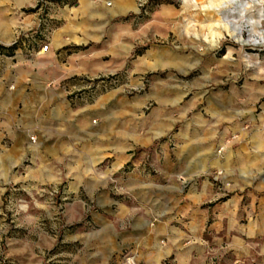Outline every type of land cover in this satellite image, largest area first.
<instances>
[{
  "label": "rangeland",
  "instance_id": "1",
  "mask_svg": "<svg viewBox=\"0 0 264 264\" xmlns=\"http://www.w3.org/2000/svg\"><path fill=\"white\" fill-rule=\"evenodd\" d=\"M212 4L0 0V90L15 95L10 125L0 130V264H124L128 254L135 264H177L172 251L149 260L152 249L133 240L157 219L152 204H182L203 179L211 185L193 214L158 216L194 243L184 263L264 264L263 155L236 196L219 166L193 179L181 173L180 184L160 170L162 157L174 161L184 151L177 127L195 123L213 133L212 158L225 161L250 133L264 144V0ZM224 22L230 30L240 23L243 41ZM56 28L66 42L55 56L64 66L55 71L76 73L48 78L39 89L49 88L52 108L38 102L31 111L39 82L28 68L42 63L29 56ZM126 101L134 103L128 115ZM162 107L172 117L161 116ZM127 127L145 142L126 144ZM110 130L113 148H105ZM137 221L143 228L132 227Z\"/></svg>",
  "mask_w": 264,
  "mask_h": 264
},
{
  "label": "crops",
  "instance_id": "2",
  "mask_svg": "<svg viewBox=\"0 0 264 264\" xmlns=\"http://www.w3.org/2000/svg\"><path fill=\"white\" fill-rule=\"evenodd\" d=\"M57 29V28H56ZM55 31V33L49 34L48 37H46L48 41V46L44 51H35L38 48V44H34L33 51L31 55L29 56V60H40L42 65H30L28 68V72L31 71V74L35 80H38L36 94L32 97L30 100V110L33 111L35 109V106L38 102L40 104L45 103L47 106L45 109H51L50 101L53 99V96H50L49 94V88L43 86L42 89H39L41 85L46 80H49L48 78H51L53 82L60 81L65 78L66 75H71L72 73H76V70L69 71L68 73L61 71L56 72V68H61L64 66V61H59L56 59V50L58 49V53L60 51H63L65 49V36L62 35L65 31L64 29H57L52 30ZM8 58V57H5ZM28 61V59H20ZM10 69L15 70V68L19 67L20 64H18V61L16 63L10 62L8 64ZM42 68V70H39ZM81 68H78V72H80ZM16 73V72H15ZM37 73L38 75H36ZM12 75V73L10 74ZM30 75V74H29ZM48 90V91H46ZM15 101V95L12 91L6 90L5 88H1L0 90V130H3V127L7 128L9 127V123L7 121V111L11 109V106L13 102ZM171 100H166L165 104H171ZM50 104V105H49ZM132 105V106H131ZM134 103H129L126 101L125 104V111L128 115L129 110L133 107ZM23 110L26 108V104L23 105L21 103L20 105ZM166 112V113H165ZM25 113V112H24ZM161 116L163 114H166L167 116L172 115L170 114L171 111L168 110V108H161ZM172 117V116H169ZM185 129V131H183ZM162 132V130L155 129L154 134L158 135ZM98 133V132H94ZM106 137V145L105 148H113V142L115 138V133H113L111 130L108 132H104ZM133 132L129 130V128H125L122 130L123 138L122 140L126 144H142L145 142L144 139H138L137 137L133 136ZM213 133H209L207 130H203L202 126L198 124H189L186 128H179L177 127L174 131L175 137H177V143L178 146L184 144L183 146V152L181 153L182 156H176L174 161L170 160L169 158L162 157L161 158V165L163 166V170H161V173L163 175H166L168 177H172L171 180L175 184H180L181 180L179 179V174H187L188 177H191L193 179V176L197 175L200 172H204L205 170L209 168H217L219 166V169L223 170L222 177H224V180H229L232 182V185L230 187L231 192L235 194L236 196V190H240L242 185H246V181L248 179H252V173L254 169L260 164V159L256 158L259 155L264 156V144L262 145H255L254 144V134L250 133L247 135L246 139V147H236L235 150H233L231 158L229 160H224V156H219V159L212 158L214 156L213 146L210 148L209 144L213 140ZM173 135V134H172ZM241 151H247L246 157H241L242 152ZM241 152V153H240ZM244 152V153H245ZM185 155V156H184ZM185 157H187V160L185 161ZM184 162V167L182 170H180V164ZM186 166V167H185ZM180 172V173H179ZM248 174H250L248 176ZM211 185V182L209 180L203 179L199 184L196 183V180L192 183V186L190 187L189 192L185 193V200L182 204L178 203L177 205H171L169 206L166 204L165 209H162V207H159L157 205L158 203L152 204V210L151 214H154L157 216V219H155V222L152 224L151 229H145L143 232V235H141L136 240H133V244L135 246H143V251H148V258L150 260L151 257H154L155 259L163 254H168V252L172 251L176 255H180V260L177 264H185L184 260L186 257L191 255L192 248L194 243L189 242L186 243L185 241H182V234H180L181 228L179 224L171 222L169 219L166 221L159 220V218L163 215H166V212L172 215L171 218L174 220L176 219V216H182L186 214H193L194 207H199L200 203L205 199L206 194L209 192V187ZM263 187V186H262ZM177 191L179 194L181 193V189L177 188ZM204 198V199H203ZM225 202V201H224ZM236 204V203H235ZM185 205V206H183ZM193 205V206H192ZM234 205V204H233ZM232 205V206H233ZM235 206V205H234ZM224 207H227V204L224 203ZM184 218V217H183ZM179 219H182L179 218ZM197 221L193 219L190 220V228L193 229L196 227ZM135 229H138L140 227L143 228L140 221H137V224H133ZM133 228V229H134ZM163 238H166V242H163ZM161 240V241H160ZM184 242V243H181ZM136 243V244H135ZM172 246L175 247V250H172ZM136 248V247H135ZM147 254V252H145ZM150 256V257H149Z\"/></svg>",
  "mask_w": 264,
  "mask_h": 264
},
{
  "label": "bare ground",
  "instance_id": "3",
  "mask_svg": "<svg viewBox=\"0 0 264 264\" xmlns=\"http://www.w3.org/2000/svg\"><path fill=\"white\" fill-rule=\"evenodd\" d=\"M215 1H219L222 5L223 4L225 5V4L229 3V1H232V0H214V1L213 0H209L210 6H212L213 5L212 3H214ZM248 4H250V3H248ZM222 27H223L224 30L228 31L231 36H234V38H236L237 40L243 41V38L241 36L242 25L240 23H237V22L232 23V29L231 30L229 29L228 22H224Z\"/></svg>",
  "mask_w": 264,
  "mask_h": 264
},
{
  "label": "built area",
  "instance_id": "4",
  "mask_svg": "<svg viewBox=\"0 0 264 264\" xmlns=\"http://www.w3.org/2000/svg\"><path fill=\"white\" fill-rule=\"evenodd\" d=\"M47 46H48V42L47 41H45V42H43V43H41L39 46H38V48H37V50L36 51H44L46 48H47ZM33 135H30L29 136V139H33ZM218 151H220L221 150V146L220 147H218V149H217ZM123 263L124 264H135V260H134V258H133V256L132 255H125L124 256V258H123Z\"/></svg>",
  "mask_w": 264,
  "mask_h": 264
}]
</instances>
